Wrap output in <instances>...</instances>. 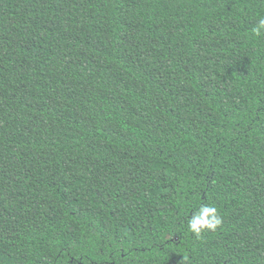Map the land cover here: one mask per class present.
<instances>
[{
  "label": "trees",
  "instance_id": "trees-1",
  "mask_svg": "<svg viewBox=\"0 0 264 264\" xmlns=\"http://www.w3.org/2000/svg\"><path fill=\"white\" fill-rule=\"evenodd\" d=\"M262 17L0 0V264H264Z\"/></svg>",
  "mask_w": 264,
  "mask_h": 264
},
{
  "label": "clouds",
  "instance_id": "clouds-1",
  "mask_svg": "<svg viewBox=\"0 0 264 264\" xmlns=\"http://www.w3.org/2000/svg\"><path fill=\"white\" fill-rule=\"evenodd\" d=\"M251 33L256 37L264 35V17L257 21L256 25L251 29ZM222 224L223 217L218 208L211 204H202L189 218L187 227L191 233L199 237L204 230L215 231Z\"/></svg>",
  "mask_w": 264,
  "mask_h": 264
}]
</instances>
